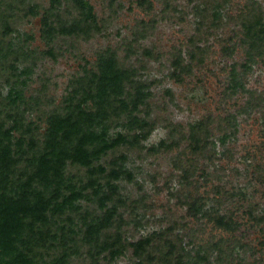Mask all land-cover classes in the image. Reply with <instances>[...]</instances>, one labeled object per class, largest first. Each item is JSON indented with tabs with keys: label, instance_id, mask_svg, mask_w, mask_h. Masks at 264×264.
<instances>
[{
	"label": "rangeland",
	"instance_id": "1",
	"mask_svg": "<svg viewBox=\"0 0 264 264\" xmlns=\"http://www.w3.org/2000/svg\"><path fill=\"white\" fill-rule=\"evenodd\" d=\"M85 1L86 30L66 34L75 0H0L6 191L50 116H76L89 151L123 137L66 163L46 221L20 243L27 263L264 264V53L249 60L236 43L237 15L255 2L264 17V0ZM106 60L125 79L100 99Z\"/></svg>",
	"mask_w": 264,
	"mask_h": 264
},
{
	"label": "trees",
	"instance_id": "2",
	"mask_svg": "<svg viewBox=\"0 0 264 264\" xmlns=\"http://www.w3.org/2000/svg\"><path fill=\"white\" fill-rule=\"evenodd\" d=\"M51 1L54 5L60 4V0ZM74 3L78 16L69 25L62 28V32L66 34L85 31L84 26L88 23L87 18L92 17L90 7L85 0H75ZM254 3L245 6L237 15L241 32L237 36L236 43L246 51L249 60L264 53V17L260 7ZM224 48L227 50V46ZM181 65V62L177 63V66ZM99 67H101L102 74L98 91L99 97L102 99L101 97L107 94V90L113 89V92L117 93L115 89L119 87L125 77L113 60L103 61ZM14 97L17 99L18 93H15ZM75 118L77 117L72 113H67L64 116H50L43 147L34 151L35 155L28 161L27 169L17 176L18 180L13 182L11 190H14V193L10 194L6 191L7 183L0 182V264H6V256L13 262L17 261L18 264H28L20 243L23 242V238L27 234H30L29 236L34 234L37 224L46 221L47 212L55 202L52 200L59 196L58 188L65 181L66 163L87 164L91 157L98 156L123 140L122 135H118L109 143H103L89 151L85 146L86 141L83 140V135L80 136L79 121ZM22 126L21 122H18L16 127ZM32 146H36L35 143H32ZM1 161H3L2 158ZM8 162L9 160L1 165L5 171L9 169L7 168ZM113 177L118 178L119 173L113 172ZM112 190V194H115V190ZM45 191L46 193H44ZM112 194L109 193L108 198ZM79 196L81 193H71L65 199V203L71 204ZM28 219L29 225L25 226ZM216 222L221 228H231L230 222L226 221L224 216H218ZM36 233L42 236L38 230ZM43 240L46 242L48 237H43ZM149 242L147 239H143L134 243L137 255L145 252ZM115 253L116 251L113 250L112 255Z\"/></svg>",
	"mask_w": 264,
	"mask_h": 264
}]
</instances>
